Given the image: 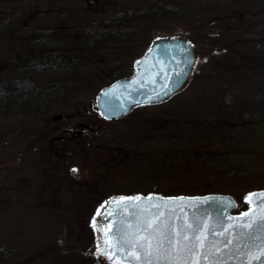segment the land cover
<instances>
[{
	"label": "rangeland",
	"instance_id": "1",
	"mask_svg": "<svg viewBox=\"0 0 264 264\" xmlns=\"http://www.w3.org/2000/svg\"><path fill=\"white\" fill-rule=\"evenodd\" d=\"M141 1L101 0L84 14L120 17ZM161 1L169 9L182 3ZM78 8L72 7V13H80ZM235 20L232 15L220 26L243 35L245 26ZM192 21L157 14L151 20L127 23L132 35L109 41L108 51L115 54L104 52L110 62L106 65L81 62L39 71L40 65L23 62L35 54L20 52L17 37L6 39L10 47L18 46L9 52L2 51L0 41V94L4 89L8 93L0 97V264H114L97 254L100 237L89 224L100 198L224 193L238 202L234 213L249 208L247 194L264 189L257 185L264 181V105L254 97L264 90L259 55L249 62L253 68L249 82L248 68L247 76L241 68L226 72L230 60H219L211 39L203 34L194 41L198 60L191 79L176 96L136 108L116 121L104 120L96 110L95 99L107 80L133 74L136 61L157 37H187L196 25ZM209 23L216 27L213 33H222L218 21ZM72 41L79 48L80 41ZM231 47L235 49L230 55L236 58L247 57L257 45L241 52L239 45ZM78 50L68 55L80 54ZM43 54L49 61V53ZM117 70L122 72L114 74ZM241 77V95L219 91L223 85L234 89ZM81 82L84 86H79ZM37 91L38 99H30ZM22 98L27 101L18 102ZM238 109L242 111L236 114H241L231 113ZM46 156L61 162L55 167L44 161Z\"/></svg>",
	"mask_w": 264,
	"mask_h": 264
},
{
	"label": "water",
	"instance_id": "2",
	"mask_svg": "<svg viewBox=\"0 0 264 264\" xmlns=\"http://www.w3.org/2000/svg\"><path fill=\"white\" fill-rule=\"evenodd\" d=\"M196 58L194 45L182 36L154 39L145 55L136 62L134 74L113 82L99 92L96 105L100 114L108 120H119L138 106L166 101L186 85ZM262 193L264 189L254 190L247 197ZM137 197L140 202L132 203ZM149 198L153 203L166 202L167 207L174 210L170 214L172 227L179 229L188 220L200 224L207 233L203 249L194 247L191 239L182 242L183 250L172 253L179 258L178 264H194L197 257L199 264H264V224H254L251 229L242 227L251 220L259 222L264 214V202H247L248 209L233 213L238 208V202L224 193L202 196H164L156 193L114 196L103 202L91 219V226L100 235L99 255L117 264H146V249L136 243V237L143 235L151 238L156 235L154 231L145 229L154 219L153 213L163 207L150 208ZM116 202H127V206ZM162 219L168 224V216ZM204 224L208 226L206 230L203 229ZM106 232L111 233L107 237V244ZM117 236L120 237L119 247L116 246ZM133 250L141 259L129 255ZM156 255L154 253V257ZM159 255L166 257L168 253L161 251ZM205 255L208 256L207 260L204 259ZM152 264H168V261L153 258Z\"/></svg>",
	"mask_w": 264,
	"mask_h": 264
},
{
	"label": "trees",
	"instance_id": "3",
	"mask_svg": "<svg viewBox=\"0 0 264 264\" xmlns=\"http://www.w3.org/2000/svg\"><path fill=\"white\" fill-rule=\"evenodd\" d=\"M161 0H143L139 3V6L134 9L130 10H125L120 14H114L113 18L111 19V24L109 27L105 26L104 29H100L98 32L93 31L87 34V39L86 40H81V45L86 47L87 49L85 51H82L80 54L74 55L70 54V58L64 59L60 57V54H57L56 56L53 54L48 55V60L46 61V56L43 53H38L33 55L32 57H28L24 59L23 62L25 64H30V62L36 63L35 66L40 65L41 68H39V71H44L48 68L51 70H55V68L63 67L65 64V67H75L78 64H82L81 62H85L83 64H99L102 63V65H106L105 61V56L104 52L107 51L109 52L108 54L114 53L115 52H110L109 41H115L117 38H125L128 37L129 34L132 35L131 32H129L127 29H130L129 26H124L127 23H133L136 20H144V19H153L157 14L160 15L161 17H165L166 15H169L170 17L178 18L179 20L185 19V18H190L194 22L193 24H196L194 26H191L192 31L187 34L188 39L193 41H197L198 37H202L203 34L207 36V38L211 39L210 45L213 48H216L220 59H224L225 61H229L224 67L227 73H232L234 71V68L239 69L241 68L242 73L244 76H247L246 69L248 68L249 73L251 74V78H248V81L251 82L252 78V72L253 71L250 66L251 63L250 61H254L256 56H260L259 59L256 61L259 64L264 63V0H182V3L177 6L178 9H169L166 7V5H162ZM161 4L162 7L158 8L159 5ZM158 9V10H157ZM166 14H165V13ZM186 15V16H185ZM216 15V17L214 16ZM233 15V17H236V22L240 24L242 22V27L245 26L244 28V34L241 35L240 31L239 34L233 36L229 33L232 31H229L227 26L221 28V24L227 25L229 18ZM185 16V17H184ZM117 17V18H116ZM133 21V22H132ZM210 21H215L218 25L219 29L222 30V33L219 34L218 32L213 33V26ZM248 24V25H246ZM247 26V27H246ZM254 29H257L258 31H255V33H251L254 31ZM232 30V29H230ZM124 31L128 34H124ZM211 33V34H210ZM251 35V39L247 38L248 35ZM232 43H234V46L239 45V51L241 52L242 49L244 50L251 48L255 45L257 47L253 50L250 49V54L247 57H242L238 55L236 58L235 56L230 55L232 50ZM113 50L116 49L114 47H111ZM98 49L101 52L98 51ZM97 56V57H95ZM121 57V56H120ZM116 58V55H115ZM233 61V62H232ZM49 66H45V64H48ZM70 63L71 65H68ZM33 64V63H32ZM97 66V65H96ZM104 68V67H103ZM38 70V69H37ZM69 71V70H67ZM122 72V70H120ZM118 70L114 74H119L121 73ZM237 72H235L236 74ZM113 74V75H114ZM129 74H125V76H128ZM124 76V77H125ZM233 76V75H232ZM235 76V75H234ZM238 76H241V72L239 71ZM121 77L119 76H113L109 80H107L106 84L104 86L110 84L111 82L119 79ZM244 77H241L237 84L236 82L234 83L236 87L234 89H230V86L223 85L222 88L219 90L220 92H230L233 96H239L241 95L242 92L240 91V88H243L242 82ZM74 81H77V79L74 78ZM73 81L72 85H76ZM245 81V79H244ZM241 84V87H240ZM79 86H84L83 82L79 83ZM10 88V93L9 95H13V92H15L14 88L12 85L9 87ZM16 88V87H15ZM23 88V87H22ZM67 88V87H66ZM74 89V87H72ZM244 89V88H243ZM17 90V89H16ZM5 94H8L7 91L5 92V89L3 90L2 95L0 94V97L2 98L5 96ZM37 93H33L32 99L37 100L39 95ZM67 95L69 94L68 92L66 93ZM176 96V95H175ZM258 96L260 100L262 101L260 105H264V90L259 89L257 93L255 92L254 97ZM48 97V95L46 96ZM45 96L43 95L41 99H44ZM241 98V97H240ZM31 99V98H30ZM27 101V98H22L19 99L18 102H25ZM242 104V101L239 103ZM233 105V104H231ZM241 108V107H240ZM264 110V107H262ZM235 109L233 106H231V110ZM261 109V108H260ZM229 110V108L227 109ZM262 110V109H261ZM236 111H242L241 109L234 110L231 113L235 114V116L241 113H237ZM260 111V110H259ZM228 112V111H227ZM256 112V111H254ZM264 116V115H263ZM105 120V119H104ZM107 121V120H106ZM264 123V122H263ZM259 124V123H258ZM257 124V125H258ZM46 163L52 164L55 167L58 166V164L61 162L57 159H53L52 156H46L43 158ZM258 164V163H257ZM233 169H230V172H232ZM47 170L43 172V174H46ZM249 174L250 172L247 171ZM257 185L264 186V181H259ZM109 197L106 198H100L98 204L102 203L104 200L108 199ZM242 209V208H241ZM94 213V210L90 213L89 216V221L91 218V215ZM90 224V222H89ZM95 235V234H93Z\"/></svg>",
	"mask_w": 264,
	"mask_h": 264
},
{
	"label": "flooded vegetation",
	"instance_id": "4",
	"mask_svg": "<svg viewBox=\"0 0 264 264\" xmlns=\"http://www.w3.org/2000/svg\"><path fill=\"white\" fill-rule=\"evenodd\" d=\"M99 2L98 0H74V3L73 0H0L1 49L3 52H9L18 48V46L10 47L6 40L15 36L19 43L18 49L23 53H51L55 56L61 54V58L65 56L64 59H68L71 50L85 51L87 48L80 44L81 40L87 39L89 31L98 32L105 26L109 27L113 18L107 16L98 19L96 16L89 17L84 14ZM74 6H79L77 11L80 13H72ZM73 39L80 41V45H77L79 48L73 47L75 44Z\"/></svg>",
	"mask_w": 264,
	"mask_h": 264
},
{
	"label": "snow or ice",
	"instance_id": "5",
	"mask_svg": "<svg viewBox=\"0 0 264 264\" xmlns=\"http://www.w3.org/2000/svg\"><path fill=\"white\" fill-rule=\"evenodd\" d=\"M73 171L76 170L73 169ZM254 200H260L264 202V193L259 195L250 194L247 197V202L249 204L253 203ZM136 202H140L139 197H137L135 201H132V203H136ZM116 203L118 205L120 203H124L125 207L127 206V202H116ZM160 205H163V207L160 208L155 213H153L154 219L147 224L145 229V231H154L156 235L151 238H149L148 236L139 235L136 237V243L139 244L141 248L146 249L144 253V259L146 261V264H152L153 258H155L157 261H159L162 258L166 259L168 261V264H173V262L176 261V264H178L179 258L173 256L172 253L177 252L178 250L180 251L183 250L182 242H189L191 239V242H194V247L203 249L208 236L206 231L201 229L200 224H194L189 222L188 220H185L179 229L172 227L170 214L174 210L169 209L167 207L166 202L156 201L155 203H153L151 198H149L150 208H156ZM166 216H168V224H165L164 219H162L165 218ZM241 219H244V217H241ZM257 223L264 224V214L261 215L259 222L255 220H251L249 221V223L242 225V227L251 229L253 225ZM207 228H208L207 224H204L203 229L206 230ZM116 231L119 232V229H117ZM225 231H227V229H225ZM108 235H111V233L106 232V244L108 243L107 242ZM119 240L120 237L117 236V240H116L117 247H119ZM228 243H231V241H228ZM108 246L111 247L112 245L108 244ZM133 248H135V245H133ZM161 251H167L168 255L166 257H161V255H159ZM154 253L157 254L155 257H154ZM129 255H132L137 260L141 259L140 255H138L135 252V250L131 251ZM204 259L207 260L208 256L205 255ZM194 264H199V257L195 259Z\"/></svg>",
	"mask_w": 264,
	"mask_h": 264
},
{
	"label": "bare ground",
	"instance_id": "6",
	"mask_svg": "<svg viewBox=\"0 0 264 264\" xmlns=\"http://www.w3.org/2000/svg\"><path fill=\"white\" fill-rule=\"evenodd\" d=\"M132 194H133V195H137L138 193H135V194H134V193H132ZM107 261H108V260H107ZM109 262H110V261H109ZM114 264H117V263H114Z\"/></svg>",
	"mask_w": 264,
	"mask_h": 264
}]
</instances>
